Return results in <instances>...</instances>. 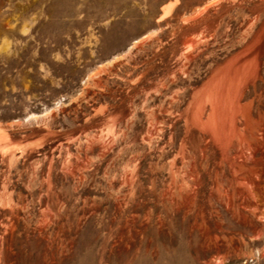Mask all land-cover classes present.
<instances>
[{"label":"rangeland","instance_id":"1","mask_svg":"<svg viewBox=\"0 0 264 264\" xmlns=\"http://www.w3.org/2000/svg\"><path fill=\"white\" fill-rule=\"evenodd\" d=\"M0 264H264V0H0Z\"/></svg>","mask_w":264,"mask_h":264},{"label":"bare ground","instance_id":"2","mask_svg":"<svg viewBox=\"0 0 264 264\" xmlns=\"http://www.w3.org/2000/svg\"><path fill=\"white\" fill-rule=\"evenodd\" d=\"M219 140H220V139H219ZM219 140H218V142H219ZM221 140H222V139H221ZM262 140H263V139H262ZM214 141H215V139H214ZM243 141H244V139H243ZM245 141H248V139L245 140ZM256 141L258 142V140H256ZM259 141H260V140H259ZM225 142H226V141H225ZM246 143L249 144V142H246ZM258 143H260V142H258ZM262 145H263V144H262ZM250 146H251V145H250ZM240 149H242V148H240ZM248 149H250V147H249ZM254 151H255V150H254ZM239 152H240V151H239ZM245 153H246V152H245ZM242 156H243V155H242ZM242 156H241V157H242ZM237 158H239V157H237ZM237 158H236V159H237ZM233 159L235 160V157H234ZM246 159H247V158H246ZM237 160H238V159H237ZM244 161H245V160H244ZM249 163H250V162H249ZM249 163H248V166H249ZM246 164H247V163H246ZM250 164H251V163H250ZM252 164H253V163H252ZM255 165H256V164H255ZM246 168H247V167H245L244 164L241 165V166H239V171H234L233 176L238 175L239 172L242 173V171H243V170L245 171ZM254 168H255V167H254ZM254 168H253V169H254ZM248 169H249V168H248ZM250 169H251V167H250ZM257 169H258V168H257ZM194 170H195V169H194ZM194 170H193V171H194ZM254 170H256V169H254ZM246 171H248V170H246ZM243 173H244V172H243ZM245 173H246V172H245ZM245 173H244V174H245ZM239 174H240V173H239ZM244 174L241 176V177H242L241 179H240V178H239V179H236V180L238 181V185H239L240 187H241L242 183H245V184H246V183H249V184H251V183H250L251 180H249V182H248V180L246 179L247 177H246V175H244ZM229 175H230V174H229ZM244 176H245L246 178H244ZM250 176H251V175H250ZM196 178H197V177H196ZM251 178H252V177H251ZM192 179H193V178H192ZM256 181H257V180H256ZM194 182H195V181H194ZM196 183H198V182H196ZM232 184H233V183H232ZM245 184H244V185H245ZM255 185H256V184H255ZM239 186H238V187H239ZM252 186H254V185H252ZM246 187H247V186H246ZM241 188H242V187H241ZM257 189H258V188H257ZM255 190H256V189H255ZM224 193H225V192H224ZM239 194H241V193H239ZM242 196H243V195H242ZM244 200H245V199H244ZM247 201H248V200H247ZM228 203H229V202H228ZM241 205H243V203H242Z\"/></svg>","mask_w":264,"mask_h":264}]
</instances>
